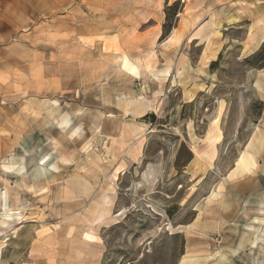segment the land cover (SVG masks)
Segmentation results:
<instances>
[{
  "label": "rangeland",
  "instance_id": "rangeland-1",
  "mask_svg": "<svg viewBox=\"0 0 264 264\" xmlns=\"http://www.w3.org/2000/svg\"><path fill=\"white\" fill-rule=\"evenodd\" d=\"M253 228L264 0H0V264H258Z\"/></svg>",
  "mask_w": 264,
  "mask_h": 264
},
{
  "label": "bare ground",
  "instance_id": "bare-ground-1",
  "mask_svg": "<svg viewBox=\"0 0 264 264\" xmlns=\"http://www.w3.org/2000/svg\"><path fill=\"white\" fill-rule=\"evenodd\" d=\"M175 1H179V0H175ZM190 42H192V39H190ZM168 72V71H167ZM217 120V119H216ZM215 122V121H214ZM213 122V123H214ZM216 124L218 123V120L215 122ZM219 127V126H218ZM217 128V127H216ZM218 130V129H217ZM222 135V134H221ZM219 136V138H218V140L220 141L221 139H222V136ZM215 157H216V155H215ZM249 157H251V154H250V152L248 151V150H246V151H244V152H242V154L240 155V157L238 158V160H237V166L239 167V166H242L243 164H245L246 162H247V160H248V158ZM44 162V161H43ZM100 207H102V206H100ZM109 213V211L108 210H105L104 212H103V214H108ZM174 229V228H173ZM253 230H254V237H255V242H254V245L256 244L257 245V247L260 249V252L261 253H263L264 254V247H263V245H260L259 244V242L260 241H264V232H262L261 234H260V231L258 230V229H255V228H253ZM88 235V234H87ZM86 236V235H85ZM90 238V237H89ZM88 238V239H89ZM93 239V238H92ZM90 240H91V238H90ZM185 257L183 258V260L179 263V264H185ZM258 264H264V260H263V262L261 263H258Z\"/></svg>",
  "mask_w": 264,
  "mask_h": 264
},
{
  "label": "crops",
  "instance_id": "crops-1",
  "mask_svg": "<svg viewBox=\"0 0 264 264\" xmlns=\"http://www.w3.org/2000/svg\"><path fill=\"white\" fill-rule=\"evenodd\" d=\"M171 1V0H170ZM179 1H181V0H179ZM172 2H174L175 3V1L174 0H172ZM176 2H178V1H176Z\"/></svg>",
  "mask_w": 264,
  "mask_h": 264
}]
</instances>
